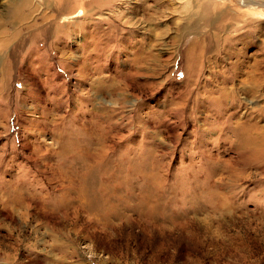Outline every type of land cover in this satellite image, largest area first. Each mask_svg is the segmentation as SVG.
<instances>
[{"label":"rangeland","instance_id":"374dc122","mask_svg":"<svg viewBox=\"0 0 264 264\" xmlns=\"http://www.w3.org/2000/svg\"><path fill=\"white\" fill-rule=\"evenodd\" d=\"M22 1L0 0V264H264V6L28 0L14 54ZM206 4L247 43L188 62Z\"/></svg>","mask_w":264,"mask_h":264},{"label":"bare ground","instance_id":"6f19581e","mask_svg":"<svg viewBox=\"0 0 264 264\" xmlns=\"http://www.w3.org/2000/svg\"><path fill=\"white\" fill-rule=\"evenodd\" d=\"M66 1V0H65ZM113 0H93L88 4V8H90V10H93L95 8V3H97L99 5V7H103V6H108L109 3H112ZM263 3H260L258 0H238L240 6L242 7H247V6H253V8H259V6H264V0H262ZM29 1L28 0H24L22 1L21 5H18L16 3L11 4L8 9V14H7V23L8 25H6V23L4 25H6L8 28H10V26H13V28H11L12 30H15V28L17 29V31L19 30V27L17 26V24H21L22 23L28 25V30L29 33L28 36H26V38H24L21 42H19L18 44L15 45V52L14 54L19 51V48H23L25 46H27L29 43L31 44L32 40H33V35H31L32 31V24L30 23H26L28 18H31V12L30 9L26 6H28ZM66 3V2H65ZM72 3V2H71ZM64 4V3H62ZM108 4V5H107ZM208 4V3H207ZM206 4V5H207ZM66 5L67 9H65L64 11L67 13L68 16H63L62 18H64V20L69 21L71 19H74L76 17H82V10L80 11V14L76 17H69V11L72 8L68 7V4H64ZM63 5V6H64ZM75 6V5H74ZM211 6V5H210ZM258 6V7H257ZM71 7V6H70ZM201 7V6H198ZM24 8H27V10H24ZM203 8V7H201ZM208 8V9H207ZM12 10V11H11ZM202 10V9H201ZM11 11V12H10ZM200 11V10H199ZM203 13L202 14H191L188 17L187 22L181 26L180 30H179V36L181 37V39L187 38V36H189V34H194L197 35L195 37H193L191 40L189 39L188 41H184L185 45H189V50L187 51V60L189 62V60H191L192 58H194L196 60V58L198 59L197 61L201 60L204 51L210 47H213V45H215V47H217L219 50L223 49L225 50L227 47L230 46V44H234L237 45L240 42L243 43H247L246 38L247 37H243L242 34L235 36L233 33L234 32H239L241 30V28H239L238 23L237 22H233L231 20H236L238 19L236 15H233L231 12L227 11V9L225 10H220V8H210L209 5L205 6V10H202ZM60 13V12H59ZM65 14V13H63ZM60 15V14H59ZM188 16V15H187ZM193 16H196L197 18H195L194 20L192 19ZM228 16H231L230 18H228ZM60 17V16H59ZM51 19V17H49ZM93 16H90L88 18H86L87 24L92 20ZM49 19V20H50ZM21 22V23H19ZM62 22V21H61ZM115 22L118 23V21L115 19ZM115 23V24H116ZM115 24H111V28H115ZM119 24V23H118ZM17 26V27H16ZM241 26V25H240ZM246 26V25H244ZM70 27V25H69ZM110 27V24L109 26ZM42 28V27H41ZM64 28H66V26H64L61 30H63ZM211 28L210 31H208L207 29ZM35 29V28H34ZM40 29V28H39ZM45 29V27L43 28ZM245 29V28H244ZM58 30V29H57ZM118 30V29H117ZM214 30V31H213ZM123 31V30H122ZM95 32V29H94ZM98 32V31H97ZM202 32V34H201ZM75 33V32H74ZM128 33V32H127ZM116 34V33H115ZM121 35H125V33H119ZM199 34V35H198ZM236 34V33H235ZM74 35V34H73ZM107 35L111 36L113 34L110 35V33H107ZM67 36V35H66ZM249 37H251V35H248ZM25 37V36H24ZM71 38V37H70ZM108 38V37H107ZM111 38V37H110ZM108 38V39H110ZM113 38V37H112ZM124 39V38H123ZM245 39V40H244ZM254 39V38H253ZM255 40V39H254ZM252 42V41H251ZM100 43V42H99ZM104 44V43H101ZM101 44L95 45L92 44L89 46V50H87V52L85 53V57H87V59H89L90 57L92 58L93 56H99V59H97L98 63L103 62V56L108 53L107 51H104L103 48H107L109 45H104L102 46ZM108 44V43H107ZM120 45V44H119ZM140 45V44H139ZM137 46V45H136ZM185 46V47H186ZM232 46V45H231ZM230 46V47H231ZM118 47L114 46L113 49H116ZM144 46H139L138 48L143 52H145ZM112 49V51H113ZM107 50V49H106ZM228 50V48H227ZM232 51V50H231ZM111 50L109 51V55ZM105 53V54H104ZM130 54V57H133L132 59V63L134 64V66L130 67L129 71V75H131L132 73H137V71L139 70V66H135V65H140L141 61H144L145 59H142L141 57L132 54L130 51H126L125 53ZM222 54V53H221ZM13 56V55H12ZM129 56V55H128ZM84 57V56H83ZM82 57V58H83ZM106 58V57H105ZM85 59V58H84ZM193 61V60H192ZM80 62V60H79ZM97 63V64H98ZM93 64V63H92ZM95 64V63H94ZM105 64V63H104ZM99 65V64H98ZM101 65V64H100ZM97 66V65H96ZM102 66V65H101ZM105 66V65H104ZM100 67V66H99ZM106 67V66H105ZM101 68V67H100ZM234 68V67H232ZM231 68V69H232ZM237 68V67H236ZM83 70V67L82 69ZM100 69L97 67V71ZM102 70V69H101ZM86 74H91L92 71L90 70H83ZM104 71V70H103ZM189 70H187L188 73ZM189 75V74H188ZM191 75V74H190ZM236 75V74H235ZM232 76V75H231ZM187 77V76H186ZM226 78V77H225ZM234 78V77H233ZM258 82V81H257ZM260 83V82H259ZM257 85V84H256ZM259 87V86H258Z\"/></svg>","mask_w":264,"mask_h":264}]
</instances>
